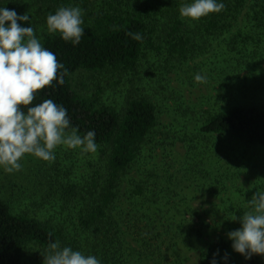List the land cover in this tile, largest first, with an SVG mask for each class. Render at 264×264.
<instances>
[{"label": "trees", "instance_id": "obj_1", "mask_svg": "<svg viewBox=\"0 0 264 264\" xmlns=\"http://www.w3.org/2000/svg\"><path fill=\"white\" fill-rule=\"evenodd\" d=\"M37 1L42 23L81 8L85 34L77 45L44 35L67 73L33 104H62L98 147L70 149V164L37 162L20 188L0 181V264H43L53 241L101 264H186L188 251L198 264L217 251L228 254L221 264H264L227 237L248 210L244 183L264 184V0H223L194 22L179 14L191 0ZM82 73L93 80L83 94L73 85Z\"/></svg>", "mask_w": 264, "mask_h": 264}, {"label": "clouds", "instance_id": "obj_2", "mask_svg": "<svg viewBox=\"0 0 264 264\" xmlns=\"http://www.w3.org/2000/svg\"><path fill=\"white\" fill-rule=\"evenodd\" d=\"M225 8L223 0H191L180 6L182 19L198 21ZM20 22H28L23 27ZM82 9L61 6L46 17L47 31L59 35L65 42L80 43L85 34L82 27ZM139 41V33H126ZM67 73L54 52L43 46L34 34L28 13L18 15L6 6H0V168L6 173L19 171L25 155L43 161L55 160L57 146L79 149L81 153L97 151L95 131L83 135L71 127L67 109L52 99L33 104L34 99L55 80L63 84ZM197 82L206 76L197 73ZM69 129H71L69 131ZM248 210L238 217L240 227L227 233L232 250L246 260L252 256L264 257V188H258L250 200ZM43 264H101L92 254L50 242L45 250ZM228 254H213L210 264L227 261Z\"/></svg>", "mask_w": 264, "mask_h": 264}, {"label": "rangeland", "instance_id": "obj_3", "mask_svg": "<svg viewBox=\"0 0 264 264\" xmlns=\"http://www.w3.org/2000/svg\"><path fill=\"white\" fill-rule=\"evenodd\" d=\"M39 1H33V0H0V6H6L8 9L12 10L14 9L18 15H22L25 13H28L30 15V19H31V26L34 29V34L37 36V38L42 42V39L44 38V35L46 33H48L47 31V25L46 23H42L41 21L43 20V18L41 17V15L39 14V11L41 9H45L44 3H39V5H37L36 3H38ZM18 23L21 24V26L23 27H28L30 26V24L28 22H20L18 21ZM92 76L89 74H78L75 75L73 78V85L74 87L80 91L82 94L84 93V91L86 89H90L92 88L91 84H92ZM98 81V80H97ZM214 86H216V88H214ZM218 84L216 82H213L210 84V90L209 94L212 93V95L216 94V90H218ZM89 90V91H90ZM205 87L203 88L204 91ZM88 92V91H87ZM111 93H108L107 95H110ZM163 121V125L169 124L170 120L166 119V117L162 118ZM70 149L66 146H57V148L55 149V160H50V161H43L41 159L35 158L32 155H25V157L23 158V160L21 161L22 163V167L19 171H14L13 173H6L3 171L2 168H0V181L3 182H7L11 179H14L17 182V187L20 188V186L26 185V177L27 174L29 173V168L33 167L35 168L37 165V162L42 163V162H46L47 164L53 165L54 163H64V164H70V162L73 160L72 156H73V152L71 156H67L65 157V154L70 153ZM74 151V149H73ZM260 156H262V153H260ZM78 161L79 160H75V165H77V170H78ZM256 165H254L255 167H258V169L261 168V162L260 160L255 162ZM80 172H84V162L80 164ZM76 173V172H75ZM77 175V174H76ZM6 178H10L6 181ZM254 177L251 174V180L250 182H245L244 186L247 188V197H244L243 199H247L250 200L252 198V196L255 194V192L258 190V187H256V184L254 183ZM261 188V187H259ZM262 188H264V184L262 185ZM238 193V192H236ZM228 197H230L231 199L234 200V202H236L238 200V197L233 195L232 193L227 195ZM246 207H247V202H245ZM217 207L221 208L223 207V204H219L217 203ZM204 208L206 210L209 211V209H211L210 205H205ZM224 208V207H223ZM185 256L187 258V262L186 264H198V252L196 251H188L185 253Z\"/></svg>", "mask_w": 264, "mask_h": 264}]
</instances>
